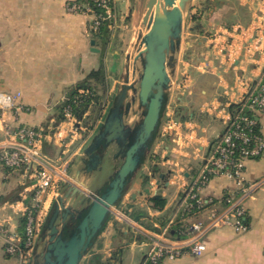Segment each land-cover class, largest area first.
<instances>
[{
    "label": "crops",
    "instance_id": "crops-1",
    "mask_svg": "<svg viewBox=\"0 0 264 264\" xmlns=\"http://www.w3.org/2000/svg\"><path fill=\"white\" fill-rule=\"evenodd\" d=\"M73 1L0 0V91H20L21 101L28 108L16 121L7 114L13 124L43 126L51 134L60 120L63 98L90 72L102 69L104 76L107 74L110 47L121 39L122 19L130 3L114 0L118 25L104 43L91 31L89 13L67 11L66 5ZM120 2H125V11L118 6ZM190 13L195 14V20L185 26L180 52L188 78L178 80L179 89L174 82L170 97V107L184 122L185 147L177 150L168 138L159 137L151 155L155 159H149L133 185L135 197L124 196L100 234L95 251L110 264H139L144 259L157 225L182 207L184 187L193 181L206 153L222 135L230 104L237 103L246 91L244 79L255 84L264 68V0H192ZM92 40L98 51L92 50ZM196 73L199 76L195 77ZM105 82L103 97L111 94L115 83ZM174 95L176 103L172 104ZM99 105L91 103L76 117L88 127ZM256 118L264 137V113ZM212 120L222 123L215 135L210 131ZM50 137L44 139L42 150L55 159L62 156V147ZM75 147L70 146L68 171L76 168L79 150ZM159 147L163 150L160 157L156 151ZM243 176L245 181L264 177V155L248 160ZM31 184L23 170L0 163V264H25L5 252L1 230L6 227L22 234L21 211L31 202ZM235 188L233 181L218 175L208 181L202 195L220 199L226 189ZM155 195L165 199L160 209L149 202ZM244 206L246 231L214 229L206 235V250L200 256L185 253L163 259L161 264H264V187L246 198ZM196 218L203 219L204 215Z\"/></svg>",
    "mask_w": 264,
    "mask_h": 264
},
{
    "label": "built area",
    "instance_id": "built-area-1",
    "mask_svg": "<svg viewBox=\"0 0 264 264\" xmlns=\"http://www.w3.org/2000/svg\"><path fill=\"white\" fill-rule=\"evenodd\" d=\"M93 6L97 7L96 11ZM67 11L89 13L92 16L90 29L97 31L102 21H107L108 28L113 23L114 0H87L85 3L74 0L66 5ZM185 65L179 69V79L188 78ZM264 68L258 81L251 85L244 79V94L235 104H230L227 111L225 128L218 140L210 147L203 158L199 171L193 181L186 185L182 202L180 221L187 234L182 237L170 233L176 215L164 224L157 225L147 244L144 259L139 264H161L163 259H175L185 253L200 256L206 250V235L220 227H231L236 232L248 229L244 201L254 192L264 187V177L255 181H245L243 172L246 162L264 155V137L253 133L255 120L230 109L231 105L247 108L257 117L264 113ZM91 96V90L78 88L76 93L67 95L61 101V118L47 134L43 126L13 124L28 108L21 101L20 91H0V163L14 170H23L32 179V197L29 205L22 211L24 223L22 234L17 235L6 227L2 228L5 252L16 255L22 262L30 261L32 248L40 230L46 212L62 182L67 179L68 166L72 154L70 146L78 144L85 137L88 127L76 117L74 106ZM92 99L89 103H92ZM228 103V101H227ZM226 104V103H225ZM90 131V130H89ZM184 122L178 118L172 107L166 111L161 136H167L177 150H183L185 136ZM93 132L90 131L89 136ZM50 137L62 147V156L55 159L46 156L42 150L44 139ZM88 136V137H89ZM84 139L77 146V151L84 144ZM218 175H224L236 185L235 189H226L220 199L204 197L202 191L208 181ZM48 203L46 204V201ZM204 215V218L196 217ZM192 219V220H191Z\"/></svg>",
    "mask_w": 264,
    "mask_h": 264
},
{
    "label": "water",
    "instance_id": "water-1",
    "mask_svg": "<svg viewBox=\"0 0 264 264\" xmlns=\"http://www.w3.org/2000/svg\"><path fill=\"white\" fill-rule=\"evenodd\" d=\"M141 1V28L125 55L117 89L82 145L76 168L68 171L52 199L28 264H81L124 196L136 195L133 185L161 136L172 86L180 76L183 32L192 4ZM93 44L92 50L98 51Z\"/></svg>",
    "mask_w": 264,
    "mask_h": 264
},
{
    "label": "rangeland",
    "instance_id": "rangeland-1",
    "mask_svg": "<svg viewBox=\"0 0 264 264\" xmlns=\"http://www.w3.org/2000/svg\"><path fill=\"white\" fill-rule=\"evenodd\" d=\"M128 1L130 3V6H129V11L127 12V15L126 16L124 15L123 19H122L121 39H120V41H118L117 43H115L113 46L110 47L109 53L112 54L113 57L110 54H108L109 62H108V66H107V74H105V79H108V81L111 84H113V82H115L114 88H113V91L111 92V94L108 96H106V94H105V97H103V95H102L103 93H101V91L99 89L97 90L99 93L98 95H101L100 105H99V107L94 108V112L96 110V116H95L93 122H91L89 124V126L87 128L88 131L84 134L85 137L87 135L89 136L90 131L95 132L96 127L101 122L103 115H104V113H105V111H106V109L110 103L111 97H112L113 93L115 92V90L117 89L118 83L120 82L125 55H126V53H129L131 51L135 35H136L138 29L141 28V18L145 12V7L140 5L139 0H128ZM118 6L120 7V9L122 11H125V2H120ZM194 16H195V14L190 13V10H189L188 14H187V21H186L185 26H187L191 20H195V19H193ZM113 17H114L113 23H112L111 28H110V31H112L111 36H113L115 34L114 29H115V26L118 25L117 21H116L115 13H113ZM186 31H188V30L186 29ZM132 34L134 36H133V39L130 41V37ZM114 51H117V52L115 53ZM194 76L197 77L199 75L196 73V74H194ZM178 80H179V78H178ZM178 80L176 81V84L178 83ZM175 87H178V84ZM178 89H179V87H178ZM176 95H177V93H176ZM183 97H184V95H183ZM172 99L173 100H171L172 101L171 103L175 104L176 103L175 95ZM92 103H93V101H92ZM90 104L91 103H89V105ZM102 105H104V106L101 107ZM209 126L211 127L210 131H212V135H215L219 132L220 128L222 127V123L219 120H212V121H210ZM88 136L86 138H83L85 140L83 145H85V143L87 142ZM162 137L168 138L167 136H162ZM81 141L76 145L75 150H77V146L81 143ZM161 148L162 147H159L156 150V151H158L157 153H158L159 157H160V152L162 155V151H163V150L161 151ZM80 151H81V148L79 149L78 153H80ZM71 161H72V159H71ZM158 161L161 162V158H158ZM109 220L107 221L106 225L108 224ZM105 228H106V226L104 227V229ZM95 248H96V245L93 246L94 250H95ZM26 261L27 262L25 264H28V259Z\"/></svg>",
    "mask_w": 264,
    "mask_h": 264
},
{
    "label": "trees",
    "instance_id": "trees-1",
    "mask_svg": "<svg viewBox=\"0 0 264 264\" xmlns=\"http://www.w3.org/2000/svg\"><path fill=\"white\" fill-rule=\"evenodd\" d=\"M76 1L81 2V3H85L87 0H76ZM93 8H95L96 11H99V9L97 7L93 6ZM109 34H110V29L108 28L107 21H105V20L101 22L97 31L94 32V35L101 38L104 41V43L107 42ZM263 81H264V79H263ZM78 88H87V89L91 90V96L87 99H83V101L80 103V105L73 107V111L75 114L77 112L82 111L85 108H87L89 106V100L90 99L93 100V103L96 106L99 105V103H100L99 99H101V95H98L99 93L97 90L99 89L101 91V93H103L106 89V82H105V76H104L103 70L99 69V70H94V71L90 72L88 74V76L86 77V79H84L78 86H76L71 91L70 95L75 94L76 89H78ZM61 107H62V104H60V107H59L60 110H61ZM230 109H231V111L232 110H234V111L241 110L242 114L247 115V116L251 117L252 119H254L255 124L252 127V131H253V133H258V134L262 135L261 131H260L259 122H258L257 118H255V116L252 115V113H251V111H249V109H247L246 107L243 109H240L239 105H231ZM154 159H155V156H150V160H154ZM156 161L157 160H155V162ZM151 170L155 171V169L152 165H151ZM149 202L151 203V206L153 208L160 209L164 206L165 199L157 197V196H152L149 198ZM181 213H183L182 208H180L178 210V212L176 213L175 223L172 225V228L170 229V233L176 237H182V236L187 234V230L185 229L183 223L180 221ZM167 220L168 219L160 221V224H164ZM21 223H22V227H23V223H24L23 217L21 219ZM98 241H99V239L95 242V245H97ZM81 264H110V262L108 261V259L107 260L104 259L102 254L96 252L92 248V250L89 252L87 257L84 258V260L82 261Z\"/></svg>",
    "mask_w": 264,
    "mask_h": 264
},
{
    "label": "bare ground",
    "instance_id": "bare-ground-1",
    "mask_svg": "<svg viewBox=\"0 0 264 264\" xmlns=\"http://www.w3.org/2000/svg\"><path fill=\"white\" fill-rule=\"evenodd\" d=\"M139 2H140V5L142 6V1H141V0H139Z\"/></svg>",
    "mask_w": 264,
    "mask_h": 264
}]
</instances>
